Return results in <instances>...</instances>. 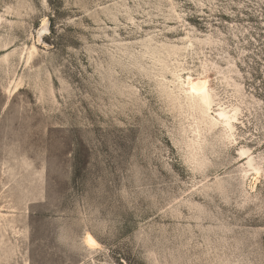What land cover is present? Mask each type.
Here are the masks:
<instances>
[{"label":"rangeland","instance_id":"374dc122","mask_svg":"<svg viewBox=\"0 0 264 264\" xmlns=\"http://www.w3.org/2000/svg\"><path fill=\"white\" fill-rule=\"evenodd\" d=\"M0 264H264V0H0Z\"/></svg>","mask_w":264,"mask_h":264},{"label":"bare ground","instance_id":"6f19581e","mask_svg":"<svg viewBox=\"0 0 264 264\" xmlns=\"http://www.w3.org/2000/svg\"><path fill=\"white\" fill-rule=\"evenodd\" d=\"M180 80L181 84L184 85V81H182V78H180ZM187 96L190 97L191 101L200 106L203 112V116L210 117L212 123L220 122L219 119H215V117L210 113L212 111L214 100L209 95V83L207 80L202 81L200 84L191 82L190 90L187 92ZM217 115L222 118V121L224 120L223 123H225L227 126L231 125V121L232 119H234V117H228L225 111H219ZM249 165H252L251 161H249ZM87 243L93 246L95 244L94 238H92V236H88Z\"/></svg>","mask_w":264,"mask_h":264}]
</instances>
